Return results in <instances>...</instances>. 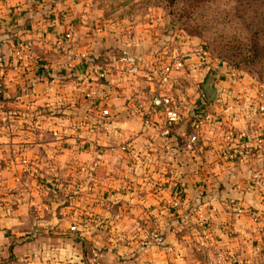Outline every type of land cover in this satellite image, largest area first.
<instances>
[{"label":"crops","instance_id":"obj_1","mask_svg":"<svg viewBox=\"0 0 264 264\" xmlns=\"http://www.w3.org/2000/svg\"><path fill=\"white\" fill-rule=\"evenodd\" d=\"M21 39L31 47L17 56ZM177 40L188 53L167 89L184 118L198 105L207 114L191 150V119L163 136L161 110L145 125L135 106L157 90L149 76L170 35L99 18L82 0H0V264H222V248L228 264H264V152H218L228 128L264 124L263 113L245 111L260 100L257 78L234 77L226 64L198 70L193 42ZM209 73L218 95L205 102ZM227 102L241 104L238 118ZM234 197L258 219L235 214Z\"/></svg>","mask_w":264,"mask_h":264},{"label":"rangeland","instance_id":"obj_2","mask_svg":"<svg viewBox=\"0 0 264 264\" xmlns=\"http://www.w3.org/2000/svg\"><path fill=\"white\" fill-rule=\"evenodd\" d=\"M82 1L99 18L126 25L141 22L151 32L159 29L172 37L168 45L189 39L195 48L207 46L213 58L264 77V0Z\"/></svg>","mask_w":264,"mask_h":264},{"label":"built area","instance_id":"obj_3","mask_svg":"<svg viewBox=\"0 0 264 264\" xmlns=\"http://www.w3.org/2000/svg\"><path fill=\"white\" fill-rule=\"evenodd\" d=\"M67 35V34H65ZM31 47L30 41L26 39H21L17 47L14 49V53L17 56H22L28 54ZM56 47L59 49H63V38L58 37ZM198 56L199 61L195 64L198 70L208 71L209 67L212 65L225 64L224 61L219 60L217 58H213L210 56V52L205 45H198L194 49ZM188 52L181 47V45H168L165 44L160 52V57L164 59V61L159 65V67L154 71V75H150L149 78L156 80L157 82V90L149 99V102L144 104V102H136L135 106L138 108L140 114H142L143 122L145 125L151 124V116L157 109L161 110L163 113V122L161 128V134L163 136H168L171 133V129L174 125L179 124L184 119V111L181 108V105L178 99L172 94L171 91L167 89V84L171 80V75L173 70L181 69L184 67L185 56ZM121 59L124 62V69L127 72L135 73L138 70V64L136 62V58L134 55L129 54L128 52H124L121 56ZM227 69L232 73L234 77H239L243 72L237 69L235 66L226 64ZM253 82V81H252ZM255 85L258 90H260L261 97L258 103H251L247 106L246 112L251 117V119H255L258 113L264 114V80L255 81ZM93 93V92H92ZM91 94L87 93L89 97ZM203 98L202 101L206 99L204 93L201 95ZM241 104H233L232 102L226 103V108L229 109L233 114L232 118L239 117V110ZM102 114H105L104 111ZM207 114L200 111L199 109L195 112L191 121V130L187 133L186 139L184 141V147L187 149H193L195 143L198 140V136L206 119ZM79 125H84V122H79ZM264 124L251 127H245L238 131H234L231 127L228 128L222 134V145L219 148V154L221 157L234 159L237 154V146L242 145L246 147L247 153H255L261 154L264 152ZM57 134V132H55ZM251 142L249 143V141ZM121 148L124 150H130V144L125 142L121 145ZM262 183L264 187V171L261 175ZM240 183L238 184V186ZM182 198L176 196L173 198L172 204L179 205L182 202ZM229 206L235 212V214L239 215L244 212H249L253 219H258V214L249 210V208L243 203L241 197H234L230 200ZM199 217L201 216V211L198 210ZM212 239V234L210 231V224L207 221L201 222V232L199 237V244L206 246V244ZM217 257L222 264H228V259L231 254L227 249L222 248L217 252ZM238 264H249L247 261L240 259Z\"/></svg>","mask_w":264,"mask_h":264},{"label":"water","instance_id":"obj_4","mask_svg":"<svg viewBox=\"0 0 264 264\" xmlns=\"http://www.w3.org/2000/svg\"><path fill=\"white\" fill-rule=\"evenodd\" d=\"M213 82L214 80L212 74L209 73L205 81L202 83V90L204 92V95L207 98V100L210 101L215 100L218 95L217 88L214 86ZM192 114H193V109L191 110L190 114L181 121L182 124L187 123L191 119Z\"/></svg>","mask_w":264,"mask_h":264},{"label":"trees","instance_id":"obj_5","mask_svg":"<svg viewBox=\"0 0 264 264\" xmlns=\"http://www.w3.org/2000/svg\"><path fill=\"white\" fill-rule=\"evenodd\" d=\"M207 47V46H206ZM226 60V59H225ZM227 63H229V61L226 60ZM255 77L258 79V80H264V77H261V76H258V75H255ZM204 100H206L204 98ZM206 102V101H205ZM201 105H198V109H200Z\"/></svg>","mask_w":264,"mask_h":264}]
</instances>
